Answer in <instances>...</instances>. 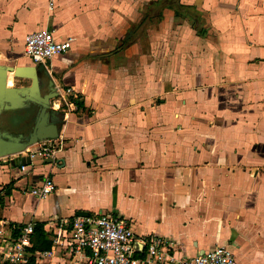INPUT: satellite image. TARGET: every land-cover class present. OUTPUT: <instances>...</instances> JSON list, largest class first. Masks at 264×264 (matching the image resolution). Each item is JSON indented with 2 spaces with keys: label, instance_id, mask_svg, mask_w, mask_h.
<instances>
[{
  "label": "crops",
  "instance_id": "1",
  "mask_svg": "<svg viewBox=\"0 0 264 264\" xmlns=\"http://www.w3.org/2000/svg\"><path fill=\"white\" fill-rule=\"evenodd\" d=\"M40 29L71 38L36 64L82 106L51 99V162L0 157V241L9 223L46 233L100 211L176 253L222 244L264 264V0H0V63L33 64L24 37ZM45 175L55 189L37 198Z\"/></svg>",
  "mask_w": 264,
  "mask_h": 264
},
{
  "label": "built area",
  "instance_id": "2",
  "mask_svg": "<svg viewBox=\"0 0 264 264\" xmlns=\"http://www.w3.org/2000/svg\"><path fill=\"white\" fill-rule=\"evenodd\" d=\"M50 8L52 5L50 4ZM71 38L57 40L53 31L40 29L24 37V53L34 63H45L54 55L66 52ZM78 93L57 87L54 105L76 108ZM51 139L40 141L34 148L21 151L30 159L53 157ZM25 165H21L24 170ZM55 184L48 175L33 185L29 192L37 198L52 193ZM35 222L18 226L16 234L0 241V264H237L234 252L227 245H215L193 255L176 253L172 241L158 233L137 238L129 218L109 212H90L60 219L46 231L50 245L32 249Z\"/></svg>",
  "mask_w": 264,
  "mask_h": 264
},
{
  "label": "water",
  "instance_id": "3",
  "mask_svg": "<svg viewBox=\"0 0 264 264\" xmlns=\"http://www.w3.org/2000/svg\"><path fill=\"white\" fill-rule=\"evenodd\" d=\"M40 64L6 65L0 63V157L9 156L21 152L27 147L46 139L57 137L59 125L54 120V113L58 111L49 108L50 100L57 96L56 88L51 81L48 83L38 69ZM44 69V68H43ZM45 70V69H44ZM12 73L15 79H29L27 85H8V73ZM31 103L38 105L34 121L27 125H17L13 118L3 115L5 111L28 106ZM62 116V112L59 113ZM19 126L17 130L9 129L11 126ZM29 162V157H21ZM53 159L47 158L45 162ZM86 211H78L77 215H86Z\"/></svg>",
  "mask_w": 264,
  "mask_h": 264
},
{
  "label": "flooded vegetation",
  "instance_id": "4",
  "mask_svg": "<svg viewBox=\"0 0 264 264\" xmlns=\"http://www.w3.org/2000/svg\"><path fill=\"white\" fill-rule=\"evenodd\" d=\"M38 71L42 74L43 78L45 79L47 83L51 81V77L49 76L46 70H44L43 68H40L38 69ZM27 80H28L27 84H29L30 80L29 79ZM19 85H25V84H19ZM49 108H51L50 104H49ZM37 109H38V105L35 103H31L28 106H23V107L17 108L12 111H5L2 114L4 116L9 114L13 118V120L17 121L18 123L21 122V124L23 123L31 124L34 121L35 113ZM54 116H55L54 119L56 120L59 117V114L54 113Z\"/></svg>",
  "mask_w": 264,
  "mask_h": 264
},
{
  "label": "trees",
  "instance_id": "5",
  "mask_svg": "<svg viewBox=\"0 0 264 264\" xmlns=\"http://www.w3.org/2000/svg\"><path fill=\"white\" fill-rule=\"evenodd\" d=\"M76 107H81L82 103L80 100L75 99ZM2 196L0 194V204L2 203ZM9 226L12 228L13 235L16 234L17 227L15 223H9ZM50 245V241L47 239V235L42 228L41 222H36L35 230L32 235V249H46Z\"/></svg>",
  "mask_w": 264,
  "mask_h": 264
},
{
  "label": "rangeland",
  "instance_id": "6",
  "mask_svg": "<svg viewBox=\"0 0 264 264\" xmlns=\"http://www.w3.org/2000/svg\"><path fill=\"white\" fill-rule=\"evenodd\" d=\"M18 48H15L17 51H20L19 50V46L17 45ZM21 56H26L24 51L22 52V55ZM4 62H7L9 65H17L19 62H21L22 60H18L17 58L13 57V58H9L7 60H3ZM11 79H12V83L11 85H19V84H27L28 80L27 79H15L12 77V74H10L9 76ZM17 125H20V123H18L17 121H15Z\"/></svg>",
  "mask_w": 264,
  "mask_h": 264
}]
</instances>
